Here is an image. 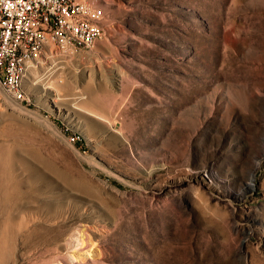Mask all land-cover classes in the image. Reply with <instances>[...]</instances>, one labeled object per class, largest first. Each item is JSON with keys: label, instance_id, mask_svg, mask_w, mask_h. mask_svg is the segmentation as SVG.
I'll list each match as a JSON object with an SVG mask.
<instances>
[{"label": "rangeland", "instance_id": "374dc122", "mask_svg": "<svg viewBox=\"0 0 264 264\" xmlns=\"http://www.w3.org/2000/svg\"><path fill=\"white\" fill-rule=\"evenodd\" d=\"M89 1L103 40L34 60L29 102L0 87V143L64 225L4 229L6 264H264V0Z\"/></svg>", "mask_w": 264, "mask_h": 264}, {"label": "built area", "instance_id": "2783aa9c", "mask_svg": "<svg viewBox=\"0 0 264 264\" xmlns=\"http://www.w3.org/2000/svg\"><path fill=\"white\" fill-rule=\"evenodd\" d=\"M107 24L105 10L89 0H0L1 89L14 101L29 102L32 62L54 46L93 48L106 36Z\"/></svg>", "mask_w": 264, "mask_h": 264}, {"label": "bare ground", "instance_id": "6f19581e", "mask_svg": "<svg viewBox=\"0 0 264 264\" xmlns=\"http://www.w3.org/2000/svg\"><path fill=\"white\" fill-rule=\"evenodd\" d=\"M27 83H28V80H27ZM28 85H29V83H28ZM45 86H46V83H45ZM45 89H48V87H45ZM54 101H56V99H54ZM13 104L19 108L22 107V106L14 103V102H13ZM16 142H18V141H16ZM8 143H10V142H7L6 144L0 143V213H3L2 216H4L5 214L7 215V217H5L6 220L3 221V219H2L1 220L2 222L0 223L1 237L3 236L4 229H6L7 232L6 231L5 232L9 235V237H11V236H12V238L14 237L13 238L14 240L17 239V236H18L17 234L20 233L21 235L19 234V236L23 237L24 243L28 241L30 243V246H31V242H33L34 240H36L38 238L40 240V243H39L40 245H41V243H46L48 241L53 242L56 239L58 240L57 232H59L58 231L59 228L57 229L56 227L60 223L59 218L61 216H59V213H58L59 211L56 210L57 212H55L52 210L56 209V208L59 209V207H61V201L58 199V200H55L53 202L50 199H48V197L46 198L45 195L43 196V194L48 191L49 185H46L45 183H43V177H41L38 180H35L34 175H33V168L25 159L22 161V165H23V171L26 174V177H25L26 179L24 178L25 180H22L19 178L20 174L16 169V158H17V154H18L16 151L17 147L12 146V145L9 146ZM13 145H15V144H13ZM18 150H20V149H18ZM17 161H18V159H17ZM22 165H20V166L22 167ZM49 197H51V196H49ZM56 197H58V196H56ZM54 198L55 197H53V199ZM53 206L56 208H54ZM0 217H1V214H0ZM60 220H62V219H60ZM60 225H59V227H60ZM63 226H61L60 228H62ZM7 227H9L10 232L12 233L11 235L9 234L10 232H8L9 229ZM15 230L18 233L15 232ZM60 230L62 231V229H60ZM58 234H60V233H58ZM4 237L6 238V236H4ZM4 237H3V239H4ZM22 237H21V239H22ZM52 238H53V240H52ZM3 239L0 241L4 242ZM7 239L10 240V238H8V236H7ZM13 239L10 240L11 241L10 244L12 243V245L14 242ZM6 240L4 243L2 242V244H4V245L9 244L8 243L9 241L8 240L6 241ZM10 244L5 245L6 247L3 245L0 246L1 247L0 248V264H2L3 262H4L3 264L9 263V259L11 258L10 254L12 253L11 251L13 250V249L11 250V248H14V245L12 247V245L10 246ZM32 244H34V243H32ZM35 244H37V243H35ZM49 244H52V243H48V245ZM9 246H10V249L7 248ZM37 246H38V244H37ZM42 247H40V248H42ZM57 247L60 248L59 246H57ZM17 248H18V245H17ZM22 248H23V246H22ZM47 250H49V249H47ZM13 253H15V252L13 251ZM85 254H86V252H85ZM86 256L88 258V255H84V253H83L81 255V258H79L82 263L87 262L86 261L87 259L85 260ZM12 258H15V257L12 256ZM12 258H11V260H13ZM6 261H8V262H6Z\"/></svg>", "mask_w": 264, "mask_h": 264}]
</instances>
